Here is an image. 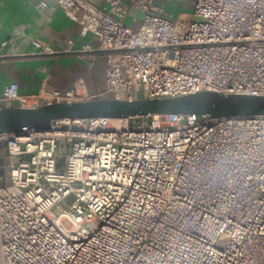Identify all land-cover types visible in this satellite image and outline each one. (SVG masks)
<instances>
[{"label": "built area", "instance_id": "1", "mask_svg": "<svg viewBox=\"0 0 264 264\" xmlns=\"http://www.w3.org/2000/svg\"><path fill=\"white\" fill-rule=\"evenodd\" d=\"M105 2L58 0L99 40L78 55H106L99 99L264 95V0H197L176 20L152 0ZM78 97L11 82L0 109ZM0 144V264H264V115L65 118Z\"/></svg>", "mask_w": 264, "mask_h": 264}, {"label": "crops", "instance_id": "2", "mask_svg": "<svg viewBox=\"0 0 264 264\" xmlns=\"http://www.w3.org/2000/svg\"><path fill=\"white\" fill-rule=\"evenodd\" d=\"M46 7L41 8L40 2ZM101 7L105 0H87ZM197 0H152L153 14L172 20L191 17ZM143 12V11H142ZM140 11L130 9L125 24L137 29ZM78 20H70L58 0H0V97L11 82L22 95H38L44 89L62 93L77 89L78 101L99 99L105 88L106 55L77 51L85 44L96 48L93 34L83 37ZM39 40L55 51L42 54L33 44ZM81 81V83L79 82ZM7 161L0 144V164Z\"/></svg>", "mask_w": 264, "mask_h": 264}, {"label": "water", "instance_id": "3", "mask_svg": "<svg viewBox=\"0 0 264 264\" xmlns=\"http://www.w3.org/2000/svg\"><path fill=\"white\" fill-rule=\"evenodd\" d=\"M199 114L212 118L264 115V95L222 94L202 91L179 97L55 102L37 108L0 109V135L25 128L44 131L58 119L129 118L151 114Z\"/></svg>", "mask_w": 264, "mask_h": 264}, {"label": "rangeland", "instance_id": "4", "mask_svg": "<svg viewBox=\"0 0 264 264\" xmlns=\"http://www.w3.org/2000/svg\"><path fill=\"white\" fill-rule=\"evenodd\" d=\"M138 11H140V10H138ZM136 16H137V18H138L139 20H142L143 17H144V12L140 11V14H138V15H136ZM139 26H140V23H139L138 27H136V28L138 29ZM54 212H55V213H59V211H58L57 209H54ZM64 224H65L67 227H70V226H71V223H70L69 221H67V220L64 221Z\"/></svg>", "mask_w": 264, "mask_h": 264}]
</instances>
